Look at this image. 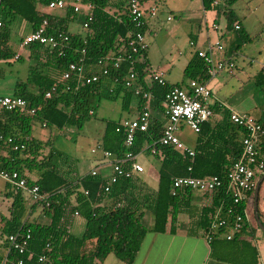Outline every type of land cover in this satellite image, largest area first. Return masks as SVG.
Masks as SVG:
<instances>
[{"label":"trees","instance_id":"16d2710c","mask_svg":"<svg viewBox=\"0 0 264 264\" xmlns=\"http://www.w3.org/2000/svg\"><path fill=\"white\" fill-rule=\"evenodd\" d=\"M52 0H0V77L5 75L2 63L24 61L19 54V46L12 42V31L18 19L24 20L31 32L39 28L45 19L48 20L49 34H65L68 40L60 42L56 48H50L35 42L28 46L30 59L35 61L29 67L25 80L16 81L13 96H19L29 102L35 113L27 111L0 110V169L18 171L26 178L29 187L39 185L40 193L48 196L49 205L44 201H33L10 183L6 182V194L13 202L9 208L10 216L0 211V239L9 248L8 237L20 229L31 230V241L25 254L9 251L8 256L16 260L25 259V264H103L109 255H116L119 262L132 264L136 259L143 240L149 230L164 233L168 229L176 231L177 215L182 207L190 206L194 190L183 188L176 195L172 185L178 176H219L222 185L212 193H204L206 204L201 210L199 224L207 229L217 210L220 219H226L232 225L237 214H243L248 202L235 203L227 192L228 174L238 161L246 131L234 124L228 110L215 106V113H222L221 120L214 124L204 122L198 132L195 156L183 153L171 147H160L156 186L153 190L144 191L148 183V174H138L130 178H121L111 191L105 190L108 180L101 175H80L70 168L63 170L58 159L44 154L48 142L33 136L37 123L63 130L68 126H84L85 121L93 114L98 97L116 98L124 91L123 103L127 110L134 93L124 84L123 78L130 69L135 70L144 80L153 70L147 59V49L133 53L119 70L108 63L110 73L104 75L101 60L129 55V39L138 28L128 10L129 0H82L93 5V20L85 34L70 31V23L75 19L76 11L71 5L54 9L50 13L39 6L47 7ZM144 6L159 0H140ZM217 1V3H216ZM203 0L205 9H214L218 14L227 16V28L241 33L242 21L234 9L230 8L238 0ZM239 23L240 29L235 25ZM146 24L141 29L145 34ZM25 36L21 37L22 40ZM19 40V41H20ZM142 58V60H141ZM71 63L85 67V75H99L97 82L87 83L73 73L65 78ZM205 60L195 53L184 70V81L198 79L207 82L210 79ZM256 86L264 90V70L256 75ZM183 84L163 86L154 83L148 87L154 95L152 106L162 111L163 101L170 88ZM56 86L51 97L46 93ZM136 111L140 112L144 103L138 98ZM214 116V115H213ZM120 121H109L103 136L104 149L113 150L122 155L125 152L124 131H117ZM163 121L152 115L148 132H139L134 152L140 153L145 143L159 140L163 134ZM12 141H9V139ZM18 146V148H16ZM149 153V152H146ZM264 154V141L262 143ZM253 196V191L249 193ZM27 197V198H26ZM41 209L42 214L50 218L49 224L31 218L32 212ZM153 214L154 222L149 228L143 221L146 212ZM75 212L85 219V231L78 236L71 230ZM261 215V211H260ZM258 229V226H256ZM230 230H219L214 233L211 244L218 238L226 236ZM253 232L245 227L235 233L231 240ZM228 240V239H227ZM215 248V245L213 246ZM251 250L245 256L247 264H259L257 253ZM46 256V260L40 257ZM1 261V260H0Z\"/></svg>","mask_w":264,"mask_h":264},{"label":"built area","instance_id":"2783aa9c","mask_svg":"<svg viewBox=\"0 0 264 264\" xmlns=\"http://www.w3.org/2000/svg\"><path fill=\"white\" fill-rule=\"evenodd\" d=\"M217 3V2H216ZM67 5L74 7V10L79 13H84L83 27L87 29L90 21L93 20V5L85 4L82 0H52L48 8L54 10L57 8H64ZM128 10L133 21L138 28V31L130 37L128 43L130 47V54H120L117 57H107L101 60L103 65V74L110 73L108 63L111 62L114 69L119 70L121 65L129 58H132L133 53L140 52V50L147 49L145 43V34L141 29L146 24L148 13L152 16L157 15L156 7L146 9L140 0H129ZM0 22V26H1ZM48 20L45 19L42 25L36 30L26 35L20 42L22 48L28 47L30 44L38 42L50 48L59 46L61 40H68L65 34L53 35L49 34L47 30ZM217 28V26H215ZM236 29H240L241 25L237 23ZM194 44L193 42L191 43ZM215 51L224 53L226 46L223 42L217 41L215 44L209 45L206 49L198 50L197 53L202 57L207 66L208 73L211 78L217 77L222 72L233 74L236 69V62L231 57L217 58ZM73 73H76L79 78H84L87 83L97 82L99 75H85V67L77 63H71L68 71L64 74L65 78H70ZM151 80L160 85H167L163 71H155L150 74ZM125 86L131 90L135 96L143 99L144 103L137 117L133 119H124L118 123L117 131H124V146L125 152L122 155L115 153L113 150L104 149L100 144L97 149L102 151V156L106 159L110 166L109 172H102L98 168L89 170L88 174L101 175L108 180L105 190L111 191L112 186L121 178H130L132 176L142 174L146 171L144 165L138 159L142 153L149 152V154L156 156L161 153L160 147H171L183 153H188L190 156H195V150L188 147L176 134L180 124L185 123L195 132H200L201 126L204 122H208L214 115V110L211 100L214 97L213 90L207 82L198 79H190V81L182 86H174L169 89L163 101L162 114L165 118L163 126V134L159 140H154L151 143L147 142L143 146L140 153L133 150L137 135L139 132H148L149 124L152 117L153 110L152 101L154 95L151 91L146 89L144 81L141 79L139 73L130 69L128 74L123 78ZM56 90L53 86L47 93L46 97H51ZM5 109L9 111L20 110L27 111L34 114L35 109H31L29 102L19 96L0 94V110ZM230 119L234 124L243 127L246 135L243 140V150L238 161L232 166L228 174L227 192L233 197L235 203L250 202L252 197L249 196L251 191H254L257 181L264 175V154L262 153V143L264 141V124L258 121L254 116L248 112H241L234 109H229ZM94 112L91 111V114ZM46 126V124H44ZM3 136L0 134V139ZM9 141H12L10 138ZM18 148V146H16ZM0 179L10 183L17 190H21L23 194L30 196L33 201H44L49 205L48 196L40 193L39 185L29 187L27 180L18 171H7L0 169ZM222 185V180L219 176H178L173 180L172 193L176 195L180 189L189 188L194 191L212 193ZM220 210H217L215 217L209 224L207 229H204V235L208 242L211 243L214 233L219 230H230L225 234L228 240H231L235 233L245 227L250 226V217L247 208L243 214H237L232 225L226 219L219 218ZM79 213L75 212L74 216ZM9 251H16L20 255L27 252L32 235L31 230L20 229L18 232L12 233L8 237ZM40 260H46V256L40 257ZM0 264H25V259L19 257L16 260L10 257L4 259Z\"/></svg>","mask_w":264,"mask_h":264},{"label":"rangeland","instance_id":"374dc122","mask_svg":"<svg viewBox=\"0 0 264 264\" xmlns=\"http://www.w3.org/2000/svg\"><path fill=\"white\" fill-rule=\"evenodd\" d=\"M219 2L222 3V0ZM150 4L156 7L157 15L154 16L152 23L145 32L148 57L153 68L166 69L171 79L173 77H177L175 79L184 78L182 73L184 58L187 59L192 50L200 47L206 48L209 40L215 42L219 36L224 37L222 32L228 30L227 16L223 13L218 14L214 9L204 10L202 0H159L157 5L153 2ZM149 6L147 4L146 8ZM230 8L235 10L242 21L244 31L242 32L243 37H241V33L232 31L236 39L235 47L239 50L235 56L238 68L236 75L231 77L226 85L221 88L219 97L235 104L237 101H241L243 95H247L251 88H257L260 91L252 76L261 71L264 65V0H238ZM198 11L201 13L197 14ZM169 16L171 17L170 20L168 19ZM83 19V12L76 13L75 19L70 23L71 30L86 31L82 26ZM215 24L220 29L216 30ZM12 32L17 42L23 37L22 29L16 28L15 30L14 26ZM191 40H196L197 45H191ZM173 63L176 64L175 67L172 66ZM2 64L5 75L0 77V94L12 95L16 81L27 78L29 67L31 64H35V61L27 57L24 61ZM123 96L124 91L120 92L114 99L104 96L98 97L94 114L85 121L82 128L72 125L63 130H57L37 123L33 130V136L49 143L45 146L44 154L53 153L58 159V165L62 166L63 170L72 168L80 172L83 164L86 163L92 167L98 163V159L102 156L101 150L98 149L94 153L93 149H97L100 144L102 145L108 122L137 116L135 108L137 98L132 100V108L135 110H127L124 107ZM153 113L162 116L159 110H153ZM176 134L186 145L194 147L198 133L188 125L179 126ZM149 158L152 159L153 155L142 153L139 157L146 169L151 164ZM157 167L158 165L155 168ZM155 186V179L150 177L148 183L143 186V190H153ZM6 191V182L0 179V209H3L2 205H4L5 209L3 210H6L7 205H11L13 202L12 198H10L11 203L8 200ZM263 193L264 185L262 187ZM38 215L46 216L42 214L40 208H38ZM143 221L147 226L154 222V217L150 211L146 212ZM84 231V225L78 226V223L72 230L78 236L83 235ZM118 263H120L118 258L112 253L103 264Z\"/></svg>","mask_w":264,"mask_h":264},{"label":"crops","instance_id":"0c3cea01","mask_svg":"<svg viewBox=\"0 0 264 264\" xmlns=\"http://www.w3.org/2000/svg\"><path fill=\"white\" fill-rule=\"evenodd\" d=\"M147 4L150 5L149 8L154 6L150 3H147ZM202 4H203V0H202ZM202 6H203V9L205 10L204 4ZM39 8H41L44 11L50 12V13L59 12L56 10H50L48 6L47 7L39 6ZM149 8H146V9H149ZM196 13L200 14L201 12L198 11ZM153 18L154 16L148 13L147 18H146L145 32L148 26L150 25V23H152ZM168 19L170 20L171 17L169 16ZM83 23H84V19L82 21V26H83ZM215 26H217V28ZM214 27L216 30L220 29V27L216 24L214 25ZM242 27H243V24H242ZM16 28L20 30L22 29V36H25L31 33L30 27L24 20L18 19L17 22L15 23V30ZM70 31H72L73 33H81V34L86 33V31H81V30L73 31L71 30V28H70ZM222 35L224 37L219 36L215 42H212L209 40L207 47L211 44H215L217 41L223 42L224 45L226 46V51L224 53L215 51V56L217 58H221L224 56L231 57L236 62L235 56L239 53V50L235 47L236 39L233 36L232 31L228 29L226 32L224 33L222 32ZM12 42L13 43L15 42L14 46H17V45L19 46V54L24 56V58H27V57L30 58V50L28 49V47L22 48L20 46L21 40L17 42V40H15L14 37L12 36ZM192 42L194 43L193 45L195 46L197 45L196 40H191L190 44ZM206 48H202V47L195 48L194 50H192L191 54L188 56L187 59L184 58V64L182 67L183 74H184L185 67L187 66L189 61L192 59V57L195 55V53H197L198 50L206 49ZM147 59L150 63V66L153 72L159 71V70L163 71L169 83L171 84L181 83V84L186 85L190 81V79L184 81V78L175 79L177 77H173V79H171V77L168 76V72L166 69L161 68V67L153 68V65L148 57V50H147ZM175 65L176 64L173 63L172 66L175 67ZM237 68H238V65L236 63V69L233 74L222 72L217 77L210 78L207 81V83L213 90L214 97L210 101L212 104L213 110L215 106H217L218 108L222 110L229 111V109H234V110L241 111V112H248L252 116H254L258 121L264 124V90H262L260 87L257 86L260 89V91H258L257 88H251L249 90V93L247 95L244 94L243 97L241 98V101H237L235 104L233 103L231 104L228 100L219 97V92L221 88L224 85H226V83L230 80L231 77L236 75ZM261 70H264V65L262 66ZM259 72L260 71L256 72L254 76H252V78H254V81L256 80V75ZM143 81L146 87L153 84L150 75L146 76ZM135 97L137 98L135 108H137L139 99L137 96L133 95L132 100ZM132 100L130 104V110L133 109ZM154 110H159V109H154ZM136 114L138 116L139 112L136 111ZM161 114H162V111H161ZM152 115L155 117H159L160 120L163 121V124L165 123V118L163 114L162 116H159V115H156L155 113H152ZM222 117H223L222 113H215L211 119V122L214 124L216 121L221 120ZM127 119H133V118H127ZM121 120H124V119H121ZM183 125H186V124L185 123L180 124V126H183ZM196 144H197V139H196L194 147L196 146ZM188 147L194 149V147L192 146H188ZM149 161L151 164L148 169H146L143 163L142 164L144 165L146 169L145 172L150 177L155 179V176L157 175V170H158V167L157 168L155 167L156 165L159 166V159L156 156H153L152 159L149 158ZM89 167L90 166L88 163L83 164L82 169L78 173L83 176V175L88 174L90 169H94V168H98L102 172L110 171L109 163L106 159L103 158V156H100V158L98 159V163L96 165L90 168ZM149 176L148 178H150ZM263 185H264V181L262 182L260 191H259L258 206H259V214L261 211L260 218L262 222L264 223V193L262 194ZM191 196L192 198H191L190 206L182 207L177 215L176 231L171 232L170 229H168L166 232L160 233V232H155L150 229L149 232L146 234L143 240L141 249L132 264H247V261H245L246 260L245 256L248 254L249 250L252 251V253H250L251 258L253 255V251L255 250L258 255L257 256L258 263L264 264V231H262L259 228L256 218H255L253 196L250 199V202L248 203V206H247L248 215L250 217L249 228H252L253 232L252 233L247 232L244 236L236 239L235 241L227 240L224 237L218 238L214 242L215 248L213 247L214 245L208 242V240L206 239L204 235V227L199 224L201 210L203 206H205L206 204L207 197H205L203 194L197 191H194ZM8 200L11 203L10 198ZM10 206L11 205L8 204L7 209L3 210L5 209V206L2 205L3 209H0V211H2L5 215L10 216V210H9ZM37 214H38V210L33 211L31 218L33 217L36 219L38 217L39 218V219L37 218L38 222L43 223V224L50 223L49 217L47 216L43 217L42 215L37 216ZM76 223H78V226L84 225V229H85V224H86L85 219L79 216H73L71 230H73ZM152 226H153V223L148 227L152 228ZM256 226H258V229H256ZM8 254H9V248L3 245L2 240H1L0 241V260L3 261L4 259L8 258L9 257ZM118 264H127V263L120 262Z\"/></svg>","mask_w":264,"mask_h":264},{"label":"water","instance_id":"95a60500","mask_svg":"<svg viewBox=\"0 0 264 264\" xmlns=\"http://www.w3.org/2000/svg\"><path fill=\"white\" fill-rule=\"evenodd\" d=\"M263 181H264V175L261 178H259V180L257 181V184L255 186V189L253 191V204H254L255 218H256V221H257L259 228L262 231H264V223L262 222V220L260 218L258 199H259L260 187H261V184Z\"/></svg>","mask_w":264,"mask_h":264}]
</instances>
